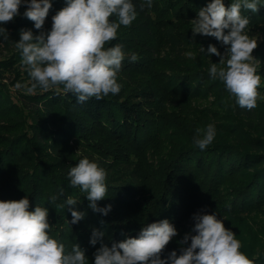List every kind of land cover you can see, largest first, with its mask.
<instances>
[{
  "label": "trees",
  "instance_id": "trees-1",
  "mask_svg": "<svg viewBox=\"0 0 264 264\" xmlns=\"http://www.w3.org/2000/svg\"><path fill=\"white\" fill-rule=\"evenodd\" d=\"M132 2L137 19L127 28L121 26L117 39L106 45L123 46L125 59L117 74L121 91L84 104L64 93L62 85L47 92L38 88L33 94H26L25 88L12 92L3 73L17 71L22 63L15 47L20 31L31 29L39 35L51 28L44 24L35 29L23 16L24 4L13 21L0 24L8 33V40L0 38V47L11 52L0 59V200L27 196L29 211L46 207L50 236L66 251L78 244L88 264H94L93 254L101 243L111 247L137 237L146 224L163 219L176 227L177 236L161 258L172 251L179 255V242L191 231L196 213L216 214L241 242L240 251L254 264H264V239L239 229L246 225L247 214L264 209V109L256 106L249 111L236 105L224 84L210 77L209 55L199 54L194 60L181 54V47L206 37L199 34L194 39L188 29L211 0H152L150 10L140 9L142 0ZM232 2L224 0L226 7ZM51 3L48 16L63 8L62 0ZM242 15L249 18L246 30L264 22V0L257 13L242 10ZM167 43L174 52L162 55ZM133 53L138 57L135 62L130 60ZM20 75L17 71V81L28 80L30 86L29 75L24 80ZM199 96L208 100L213 96L210 103L221 109L208 105L196 111L191 103ZM170 100L177 101L178 111L166 109ZM195 111L193 121H199L195 128L213 124L216 129L205 150L193 144L195 132L184 122ZM173 122L177 135H171L164 155L156 151V162L150 161L147 150L164 139ZM82 158L107 172L106 197L97 202L101 208L111 205L107 215L93 212L87 193L69 185L67 173ZM69 195L78 200L76 210L85 213L74 225L68 223ZM93 229L104 233L95 246L90 244Z\"/></svg>",
  "mask_w": 264,
  "mask_h": 264
},
{
  "label": "clouds",
  "instance_id": "clouds-1",
  "mask_svg": "<svg viewBox=\"0 0 264 264\" xmlns=\"http://www.w3.org/2000/svg\"><path fill=\"white\" fill-rule=\"evenodd\" d=\"M22 4L26 5L23 16L33 22L35 29H43L51 0H0V24L20 15ZM139 7L150 10L152 0H142ZM259 8L260 0H233L227 7L224 0H211L191 20L194 39L200 34L227 46L223 54L216 46H208V55L220 57L219 63H211L209 75L224 84L236 105L249 111L257 106L261 76L257 71L260 62L252 55L258 47L257 38L245 31L249 18L242 15V10L255 14ZM137 17V6L132 0H66V6L52 17L50 31L34 35L31 29H22L15 47L20 50L30 77V86H24L26 94H33L38 88L47 92L62 85L64 93L77 97V104L118 94L122 86L117 74L125 53L121 44L106 45L117 39L121 26H131ZM0 38L8 40L3 27ZM201 50L205 51L202 47ZM137 59L135 53L131 54V62ZM15 87L20 89L22 85L17 83ZM215 136V126L208 124L195 130L193 144L205 150ZM67 175L72 188L79 187L87 193L85 197L93 212L107 215L111 205L101 208L97 204L106 197V170L97 162L82 158ZM51 199L55 201L57 197ZM65 203L72 217L69 225L84 218L85 213L75 208L78 200L69 195ZM29 206L27 196L0 200V264H88L85 251L78 244L66 251L62 242L50 236L46 207L36 206L29 211ZM192 219L191 231L179 242V255L172 251L161 258L177 236L176 227L163 219L146 224L137 237L114 242L111 247L101 243L93 254L94 264H254L240 251L241 242L234 232L216 214L196 213ZM103 235L93 229L90 244L95 246Z\"/></svg>",
  "mask_w": 264,
  "mask_h": 264
},
{
  "label": "rangeland",
  "instance_id": "rangeland-1",
  "mask_svg": "<svg viewBox=\"0 0 264 264\" xmlns=\"http://www.w3.org/2000/svg\"><path fill=\"white\" fill-rule=\"evenodd\" d=\"M61 4L63 5L62 7H65L66 6V0H62ZM53 16L54 15H50L46 18L45 25H47V27L51 28ZM191 29L192 28L188 29L190 33H192ZM246 32L250 35V37L257 38L258 47L252 53L253 57H255L260 62V65L257 64V71H258V74L261 76V85L258 88V92L260 93V97L257 99V106L264 109V22H261L259 24L254 25L253 27L247 29ZM196 36L199 37V34H197ZM199 38H200V42L193 41V43L191 45L186 46V47H181V52H182L181 54L187 55L188 56L187 58H191V59H194L196 57V55H199V54H201V55L207 54L208 55V53H207L208 47L207 46L210 44L216 46L217 49L222 54L225 52V49L227 46L222 45L214 37H204V38L199 37ZM170 44L171 43H167V44L163 45V48L161 50L162 55L165 53H167L169 55L170 53L174 52V50L171 48L172 46H170ZM201 47L205 51H202ZM189 53H192V55L189 56L188 55ZM10 55H11V52H9L4 47H0V59L9 57ZM206 57L210 63H219L220 57H218V56L209 55ZM17 71H20V73H21L20 78H22V80L26 79V77L28 76L26 66L23 63H20L17 66ZM17 71H15V72L6 71L3 73L4 80L9 83L10 89L12 90V92L23 91L25 88L24 86H26V84L28 83V80L24 84H21L19 81H17V78H18ZM17 83H20L22 85V87L20 89H17L15 87V85ZM212 98H213V96H210L209 100H211ZM209 100L207 98H203V97L199 96V97H195L194 101L191 104L196 109V111H197V109L205 108L208 105L214 109H217V110L221 109L219 106H217L215 104H211ZM167 103L168 104L166 106V109L168 111H170V110L178 111L179 110L177 108V107H179V105H176L177 101L174 102L173 100H170ZM196 111L194 113H190V116L187 117L184 121L185 123L190 124V126L186 125V127L189 131H192V132H195V130L197 129V128H195V126L193 124H196L197 122H199V121H197V119H196V121H193V118L196 117V116H194V114L196 115ZM172 129H174V131H171ZM175 131H176L175 130V122H173V126L168 130L167 135L166 136H164V134L161 135V138L164 136V139L162 141L160 139L159 143L154 148H149L147 150L148 151L147 154H149L148 158L151 156L149 159L150 161L154 160L156 162L157 158H154L155 156H157L156 151L161 152V154H159V155H164L165 147H167L169 145L171 135H175V136L177 135V132H175ZM168 140H169V142H168ZM243 221L246 223V225L242 226V227L239 225L240 230L241 229L244 230V228H247L248 233H252V234L257 233V235L260 238L264 239V235H263V233H264V209L261 211H256V210L251 211L250 214H247V217H245ZM252 234H250V235H252Z\"/></svg>",
  "mask_w": 264,
  "mask_h": 264
}]
</instances>
